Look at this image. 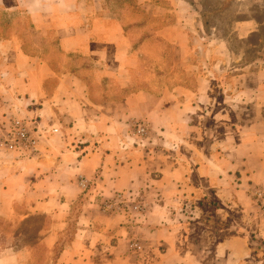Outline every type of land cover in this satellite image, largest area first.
Listing matches in <instances>:
<instances>
[{
    "label": "crops",
    "instance_id": "0c3cea01",
    "mask_svg": "<svg viewBox=\"0 0 264 264\" xmlns=\"http://www.w3.org/2000/svg\"><path fill=\"white\" fill-rule=\"evenodd\" d=\"M13 1L31 23L0 36V129L22 118L40 141L0 147V219L43 223L0 264H31L40 248L63 264H264L252 200L264 189V74L221 95L185 0ZM149 38L168 45L162 77L144 68ZM236 98L256 101L254 118ZM139 120L148 136L136 144ZM130 191L144 194L142 218L102 209Z\"/></svg>",
    "mask_w": 264,
    "mask_h": 264
},
{
    "label": "rangeland",
    "instance_id": "374dc122",
    "mask_svg": "<svg viewBox=\"0 0 264 264\" xmlns=\"http://www.w3.org/2000/svg\"><path fill=\"white\" fill-rule=\"evenodd\" d=\"M185 1L191 8L193 15L197 13L199 23V28L198 30L196 28L194 33L195 39H192L198 47L197 50H199V55L196 57L203 63L202 67L206 74L219 78L218 84L220 86H217L219 93L225 96L226 92L223 91L227 90L231 93L235 91L236 86L240 84L237 82L239 77H249L251 84H255V77L264 74V0ZM6 5L9 7L8 9L0 8L1 37L7 36L6 31L10 30L11 27L18 30L31 23L30 19L23 15L24 7H22L23 9H13L12 7L15 6L13 0H6ZM153 25L154 27L161 25L160 20L154 21ZM149 41L150 45L148 46L150 48L146 50L147 60L144 68L152 73L151 77H162V72L167 70L170 61L168 45L162 39L149 38ZM171 77H183V75L176 70ZM221 98L219 105H224ZM255 104L256 101L241 103V107L244 106L247 112H251V115L246 117L247 119L254 118L253 111L257 106ZM234 105V109L238 111L236 114L241 112L237 98ZM147 134L135 137L137 139L135 143H142L148 136ZM254 192L252 194L253 203L261 212H264V209L255 201ZM136 194L144 195L140 192L134 193V195ZM124 213L131 215L134 220L142 218L144 215V213L133 211ZM189 213L191 216L194 215ZM42 223V217H32L27 225L17 224L15 226L12 222L0 219V252L10 246L26 247L32 245L38 236ZM1 229H4L6 233L2 234ZM67 237L69 238V235ZM58 250L59 248L53 253L43 248L36 250L31 264H54L52 261L55 264H63L57 260Z\"/></svg>",
    "mask_w": 264,
    "mask_h": 264
},
{
    "label": "built area",
    "instance_id": "2783aa9c",
    "mask_svg": "<svg viewBox=\"0 0 264 264\" xmlns=\"http://www.w3.org/2000/svg\"><path fill=\"white\" fill-rule=\"evenodd\" d=\"M134 137L145 136L148 133V126L143 120L135 121L132 126ZM54 131L58 129L54 128ZM40 141V136L34 128L22 118L12 119L8 124L4 123L0 129V147L9 151L34 150ZM255 201L264 209V189H256L254 192ZM102 209L108 212L144 213L146 204L144 195L133 192H117L114 198L102 203ZM131 247L135 251L143 249L140 240L132 241Z\"/></svg>",
    "mask_w": 264,
    "mask_h": 264
}]
</instances>
